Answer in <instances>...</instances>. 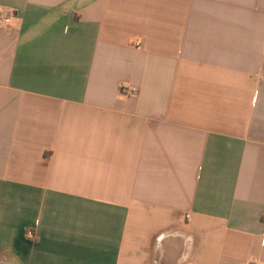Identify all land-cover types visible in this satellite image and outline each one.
I'll list each match as a JSON object with an SVG mask.
<instances>
[{"label":"crops","instance_id":"obj_1","mask_svg":"<svg viewBox=\"0 0 264 264\" xmlns=\"http://www.w3.org/2000/svg\"><path fill=\"white\" fill-rule=\"evenodd\" d=\"M0 5V264L264 262V0Z\"/></svg>","mask_w":264,"mask_h":264},{"label":"built area","instance_id":"obj_2","mask_svg":"<svg viewBox=\"0 0 264 264\" xmlns=\"http://www.w3.org/2000/svg\"><path fill=\"white\" fill-rule=\"evenodd\" d=\"M16 16L17 12L13 8L0 5V28L10 27ZM120 90L121 93L127 97H134L139 93V88L129 83H123ZM26 237L30 240H34L36 239V232L30 229L27 231ZM250 264H264V262L253 261Z\"/></svg>","mask_w":264,"mask_h":264}]
</instances>
